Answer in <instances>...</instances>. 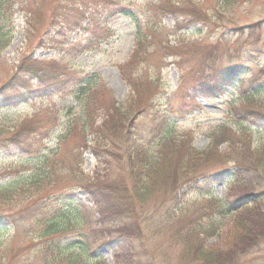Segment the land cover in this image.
Returning a JSON list of instances; mask_svg holds the SVG:
<instances>
[{"label":"rangeland","instance_id":"374dc122","mask_svg":"<svg viewBox=\"0 0 264 264\" xmlns=\"http://www.w3.org/2000/svg\"><path fill=\"white\" fill-rule=\"evenodd\" d=\"M116 1L110 0L106 9H113ZM156 1L124 0L128 15L107 18L98 14L104 0H84L85 17L75 26L61 19L49 25L56 0H0V88L11 81V87L0 89V264H55L48 259L53 250L47 247H71L75 252L90 247L87 251L105 264H194L178 257L179 240L173 235L184 219H196L200 204L213 208L198 220L211 231L205 247L229 250L235 235L247 231L228 206L234 199V162L215 161L238 150V143H219L204 177L174 195V180L195 170L198 158L180 155L174 149L178 142L171 143V149L154 143L159 133L178 141L186 136L203 150L212 128L225 123L232 130L245 129L251 150L264 148V0H191L203 19L194 17L180 25L166 14L157 23L152 19L157 32L142 61L132 67L131 88L120 66L134 48L136 27L149 19L147 5ZM95 17L112 34L82 49ZM98 31L104 32L103 26ZM165 44H178L184 55H169ZM198 58L207 59L204 73L210 67L234 68L229 85L211 94H191L188 90L201 74ZM20 64L25 69H54L59 64L70 75H96L100 89L92 88L91 115L100 106L95 117L100 128L93 131L83 122L84 108L74 98L72 78L61 77L53 86L38 85L40 90L30 92L11 78L18 77L29 88L37 85L35 72H20ZM112 99L114 105L106 107ZM142 101L147 109L129 119L124 112L134 111ZM251 106L258 112L246 115ZM159 117L165 120L158 132ZM108 119L104 129L102 122ZM121 124L126 128L123 135ZM100 129L106 137L98 143ZM127 141L130 151L143 145L162 158L151 176L156 179L140 201L129 191L133 169L126 158ZM114 195L129 203L128 219L120 218L118 208L124 210ZM210 197L217 200L215 205H223L222 212L215 205L208 207ZM113 204L118 208L110 215ZM101 206L102 222L97 219ZM123 224L125 232L134 234L117 232ZM228 264H264V232Z\"/></svg>","mask_w":264,"mask_h":264},{"label":"trees","instance_id":"16d2710c","mask_svg":"<svg viewBox=\"0 0 264 264\" xmlns=\"http://www.w3.org/2000/svg\"><path fill=\"white\" fill-rule=\"evenodd\" d=\"M57 6H53V8L56 10H52L53 16L50 18L49 25L52 23L54 24L56 21H59L60 19L64 22H73L75 26L81 24V21H83V18L85 17V7L83 8L84 0H56ZM112 2V1H111ZM110 0H104V5L101 10L100 15H104V17H109L116 13H121L123 15H128L127 10H125V3L124 0L116 1L112 7L113 9H106L110 5ZM69 5V6H68ZM196 3L192 2L191 0H157L154 3H150L147 5V14H148V20L143 25L142 28L136 27V31L134 33L135 35V43L134 48L128 58V60L125 62V64L120 66V70L123 74V76L127 79V82L129 83L131 88H134L131 84V79L133 81V75H132V67L136 65L137 63H140L142 61V56L144 54V50L146 46H149L151 44V38L154 36V34L157 32L154 24L157 23V20H160V16L163 14L169 15L172 17L174 21H176V25H180L182 22H186L189 19H193L194 17H199L200 19H203L200 12L196 8ZM57 7V8H56ZM99 15V16H100ZM98 19V18H97ZM96 17L94 20H91V27H90V35L88 36L86 42L80 46V48L85 49L87 46H96L95 40H98L100 36H107L111 35L112 31L109 27L99 23ZM156 19L155 23L151 24V20ZM180 20H182L180 22ZM51 24V25H52ZM68 24V23H66ZM48 25V26H49ZM103 26L104 32H99L98 30L100 27ZM256 26V24H251L250 27ZM93 27V28H92ZM152 36V37H151ZM82 44V43H80ZM168 44V43H167ZM165 44L163 46L165 52H167L169 55H174L176 57H180L184 55V50L178 45V44H171L167 45ZM211 49H208V52ZM201 59V58H198ZM207 62V59H201L199 60L196 65L198 68V73L201 72L200 77L196 80V82L192 85L191 89L188 90L191 92V94L200 93L203 94H211L213 91H219L223 89L225 86H228L231 81V76L235 74L236 70L232 67H221V68H215L210 67L208 69L209 73H204L205 70H203V67L205 66ZM49 63V65H51ZM42 69L40 65H36V67L33 65L27 69H25V65L20 64L18 68L21 72L22 70L34 73L36 76V83L37 85L33 88H29L26 86L25 82L18 80V77L13 76L11 77L12 80L14 79L15 86L24 87V89L28 88L30 92H36L40 90L39 86H42L43 84H47L49 86H53L52 84L55 82L58 78L65 77L72 78L74 87L72 88L74 98L76 101L80 103V105H83L84 110L81 112L83 115V122L86 124L88 123V128H92L91 130L96 131L100 128V125L95 124V117L97 114V111L99 107L95 110V114L91 115L93 113L91 102H92V96L90 94H93L95 90L92 88H98L100 89V86L97 82V76L92 75L87 78V76L82 77L81 75H70L67 74L66 70L61 67V65L56 64L54 66V69L50 67L49 68H43ZM44 69L46 71H44ZM18 71V72H19ZM47 73V74H46ZM39 85V86H38ZM46 85V86H47ZM5 87H11V81L7 82L6 85L1 86V90H4ZM19 87V88H20ZM88 96V97H87ZM252 100L253 98L248 97L246 100L248 101ZM115 101L112 99L111 104L106 107H110L114 105ZM131 103H128V107ZM146 101H142L141 104H138V107L134 108V111L126 110L124 113L127 114L129 119L134 116L136 113L139 114L143 112L145 109H147ZM141 105V106H140ZM118 107V106H117ZM252 108L247 109L246 115L248 113H256L258 110H256V107L251 106ZM105 107H103L104 110ZM121 108V107H120ZM120 108H114L115 110H120ZM130 108V107H129ZM247 108V107H246ZM107 109V108H106ZM245 109V108H244ZM235 110V108H233ZM132 112V115L129 116V113ZM238 114H244L241 112V109L235 110ZM111 117V116H110ZM127 117V118H128ZM106 120V118H105ZM103 121V128L106 129L107 125H110L109 119L108 123L106 121ZM126 120V119H122ZM165 120V117H159V120H157V130L160 131V128L163 126V122ZM127 122V121H126ZM125 122V123H126ZM105 123V124H104ZM124 124V123H123ZM120 129H122L121 135L125 134L126 128H124L121 124ZM104 130L101 131L100 129V135L98 137V143L103 140L106 135L103 134ZM129 132V128H128ZM126 133V140L127 135ZM158 133L154 134L157 135ZM247 132L243 127H240L239 131L232 130L229 128L228 125L225 123L217 124L215 127L212 128V130L208 133L209 143L208 146L203 150H197L195 147L192 146L191 141L188 137L184 136L177 140V138H173L171 135L163 134L161 135L159 133L158 139L155 140L154 146L159 144V148L168 147L170 148L171 143L174 145V142H178V144L175 146V150L178 153H181L180 155H193L191 157V160L194 158H198L199 166L196 168H193L195 170L193 171H185L184 173H181L180 176L174 180V192L178 190V188L182 187L183 185H188V187L191 185L190 182H193L196 185V181L199 177H204L205 173L207 172V169L204 170V167L207 163H209V160L212 158H215L217 156V147L219 143H228L230 144H239L238 150L233 149L234 153L232 152L231 155L227 154L224 156H219L218 159L215 161H225L228 162L230 159L234 163H232V174L234 177V186L232 187L231 194H233L234 199L228 204L230 211H232V214L234 213L236 223H238L242 227H247V231L238 232L235 235V241L234 246L231 247L229 250L226 251H220V250H212L204 246V241L211 235V231L209 230V227L206 225H202L201 223H198V220L201 219L203 214L205 212L208 213V215L211 214L212 209L210 208L215 205L216 199L215 198H209L208 204H209V210L206 209L202 204L199 206V215L196 216L195 220H190L188 218L184 219L183 225L178 227V230L176 231L177 234H174L173 236H176V238L179 240V254L178 257L183 261L191 260L194 261V264H228L234 260V257L237 252H240L245 246H248L258 239V237L264 232V184L261 183V179L264 180V148L261 149H250L249 146V139H247L246 136ZM112 137V136H111ZM125 140V142H126ZM129 141V140H128ZM128 141L125 145L126 149V158L130 160L131 167L133 169V174L131 175V184L129 186V191L132 193V196H136L138 199L140 195H142V198L144 194L146 193V188L149 186L154 178L151 176L156 175V167L161 164V154L153 153L151 151L152 148H148L147 146L138 145L133 149L134 151H130ZM125 144V143H124ZM171 149V148H170ZM173 149V150H174ZM170 156V155H169ZM178 156V155H177ZM174 158V156H170V158ZM213 160V159H212ZM197 169V170H196ZM196 171V173H193ZM251 171H255L254 173H251ZM156 179V178H155ZM205 186L207 183L204 184ZM128 191V190H126ZM119 196V195H118ZM117 195H114L113 198L118 200L121 203V206L123 207L124 212L122 213L121 209L110 205L108 207V210H111L109 214L111 215L113 210L115 208H118L121 214L120 218L128 219L127 214L125 212L127 211L129 207V203H125V201L122 203L121 197H118ZM136 199V198H135ZM139 199V201H140ZM137 200V199H136ZM222 202V200H221ZM128 204V206H127ZM215 205V208H217V212H222L223 208H220L223 205ZM105 207V210L107 209V205H102ZM97 210L98 213V220L102 222L103 214H105V210L103 208ZM120 206V205H119ZM130 210V208H129ZM134 210L130 214L133 213ZM107 215V214H106ZM110 215H107L110 216ZM133 217H136V212L134 211ZM113 220V219H111ZM240 220V221H238ZM121 222V220H118ZM196 221V222H195ZM206 226V227H205ZM128 230V227H126L125 224L121 225L119 229L116 231H123ZM52 231V229L49 230V232ZM126 237H130L134 234V232H125ZM51 250H53L49 254V258L51 259L52 263L55 264H105L104 261L99 259L98 256H94V254H90L87 250H89L90 247H81L80 250L77 252L74 251V248L71 247H47ZM119 254H116V257H118Z\"/></svg>","mask_w":264,"mask_h":264}]
</instances>
